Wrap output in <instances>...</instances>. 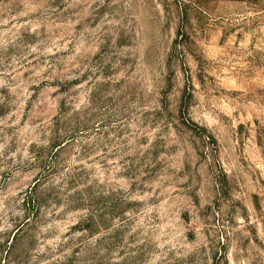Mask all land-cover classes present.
<instances>
[{"label":"rangeland","instance_id":"1","mask_svg":"<svg viewBox=\"0 0 264 264\" xmlns=\"http://www.w3.org/2000/svg\"><path fill=\"white\" fill-rule=\"evenodd\" d=\"M0 264H264V0H0Z\"/></svg>","mask_w":264,"mask_h":264},{"label":"trees","instance_id":"2","mask_svg":"<svg viewBox=\"0 0 264 264\" xmlns=\"http://www.w3.org/2000/svg\"><path fill=\"white\" fill-rule=\"evenodd\" d=\"M194 125H195V124H194ZM208 138H209L214 144L217 143V140H216L213 136H209ZM66 145H67V142H66V143H61V144H58V145L56 146V148L59 150V149H61L62 147L66 146ZM224 183L227 184V179H226V177L224 178ZM27 204H30V202H27Z\"/></svg>","mask_w":264,"mask_h":264}]
</instances>
